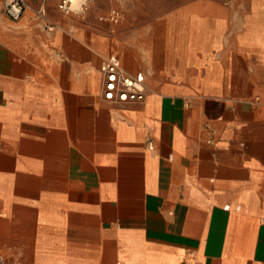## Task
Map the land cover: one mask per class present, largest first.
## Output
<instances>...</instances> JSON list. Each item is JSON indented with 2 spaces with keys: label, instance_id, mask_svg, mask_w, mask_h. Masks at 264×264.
Instances as JSON below:
<instances>
[{
  "label": "crops",
  "instance_id": "0c3cea01",
  "mask_svg": "<svg viewBox=\"0 0 264 264\" xmlns=\"http://www.w3.org/2000/svg\"><path fill=\"white\" fill-rule=\"evenodd\" d=\"M5 2L9 262L264 264V0H26L18 20ZM112 55L143 102L104 98Z\"/></svg>",
  "mask_w": 264,
  "mask_h": 264
},
{
  "label": "built area",
  "instance_id": "2783aa9c",
  "mask_svg": "<svg viewBox=\"0 0 264 264\" xmlns=\"http://www.w3.org/2000/svg\"><path fill=\"white\" fill-rule=\"evenodd\" d=\"M95 0H59L58 8L64 13L85 15ZM5 11L12 19L18 20L24 13L26 0H6ZM120 11L113 9L108 19L120 20ZM103 73L104 98L112 103H137L146 98L147 87L145 73L138 71L131 74L124 68L121 59L112 55L104 59ZM0 264H22L19 259L9 262L8 257L0 252Z\"/></svg>",
  "mask_w": 264,
  "mask_h": 264
}]
</instances>
